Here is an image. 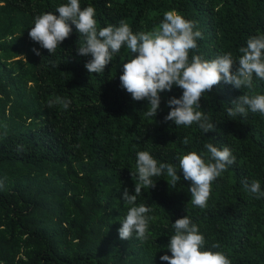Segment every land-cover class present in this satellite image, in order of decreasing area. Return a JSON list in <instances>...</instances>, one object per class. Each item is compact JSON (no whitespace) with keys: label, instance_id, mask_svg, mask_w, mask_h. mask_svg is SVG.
Instances as JSON below:
<instances>
[{"label":"trees","instance_id":"16d2710c","mask_svg":"<svg viewBox=\"0 0 264 264\" xmlns=\"http://www.w3.org/2000/svg\"><path fill=\"white\" fill-rule=\"evenodd\" d=\"M66 2L0 0V264H167L160 257L171 255L172 223L185 215L204 235L205 247L219 243L212 250L231 264H264V197L241 183L258 180L264 191V115H227L243 93L264 95V80L254 75L251 90L221 82L205 93L200 110L215 125L208 133L196 124L164 122L167 100L182 95L176 86L160 94L156 117H147L148 102L133 101L120 87L126 47L95 74L84 67L91 57L77 54L83 40L74 25L52 55L30 39L34 17L55 14ZM88 5L98 28L123 20L134 33L151 31L165 11L175 10L202 33L190 56L208 60L227 52L238 60L248 38L264 34V0H80L81 8ZM57 97L70 100L69 107H49ZM205 143L227 146L236 162L212 183L201 209L191 204L190 181L177 157L196 151L207 160ZM138 151L177 166L181 180L172 188L166 175L153 177L156 186L137 198L152 209L151 236L121 240L128 207L122 192L126 187L135 194L131 172Z\"/></svg>","mask_w":264,"mask_h":264},{"label":"clouds","instance_id":"9594fccd","mask_svg":"<svg viewBox=\"0 0 264 264\" xmlns=\"http://www.w3.org/2000/svg\"><path fill=\"white\" fill-rule=\"evenodd\" d=\"M58 13V15H56ZM56 13L45 12L34 17L33 26L28 36L41 49L52 55L72 33V25L82 37L83 42L77 46V54L91 57L84 64L89 73L99 74L105 71L114 55L122 47L129 50V58L122 62L119 76L120 87L131 95L133 101H147V117H156L161 106V93L171 92L173 86L182 90L179 98L170 97L166 105L170 109L164 122L172 121L176 126L189 127L196 124L203 133L215 130V125L202 112L201 98L213 91L221 82L235 89L253 88V76L264 80V34L251 36L246 46L241 47V55L234 60L232 53H222L214 59H204L192 54L197 49V39L202 33L195 29L193 21L186 20L175 10L165 11L159 25L151 31L133 32L130 25L120 21L117 25L98 28L95 8L92 5L81 8L80 0H67L56 8ZM33 53L41 56L36 48ZM238 62L235 72L232 71ZM71 101L57 97L48 102V106L60 104L67 109ZM233 107L227 109L229 117H246L249 112L264 115V95L243 93L234 99ZM182 144L189 140L183 138ZM207 160L204 154L196 151L181 153L178 159L179 172L183 179L190 181L189 192L191 204L201 209L207 207L212 183L236 162V157L225 146L220 149L213 143H205ZM134 192L130 194L124 188L122 199L127 207L125 218L120 222L118 235L121 240H129L135 233L141 241L151 236L149 223L153 217L148 213L152 209L144 203L137 204V198L144 188H154L153 177L166 175L168 185L175 188L181 177L177 166L158 162L148 151L136 153ZM244 189L257 199L264 197L258 180L251 182L245 178L241 181ZM174 234L171 235L167 251L160 257L167 264H231L229 258L218 249L219 243L205 247V237L192 219L185 215L172 223Z\"/></svg>","mask_w":264,"mask_h":264}]
</instances>
